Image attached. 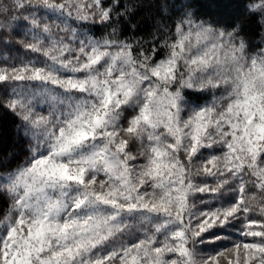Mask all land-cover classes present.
<instances>
[{
	"label": "snow or ice",
	"instance_id": "1",
	"mask_svg": "<svg viewBox=\"0 0 264 264\" xmlns=\"http://www.w3.org/2000/svg\"><path fill=\"white\" fill-rule=\"evenodd\" d=\"M0 264H264V0H0Z\"/></svg>",
	"mask_w": 264,
	"mask_h": 264
},
{
	"label": "trees",
	"instance_id": "2",
	"mask_svg": "<svg viewBox=\"0 0 264 264\" xmlns=\"http://www.w3.org/2000/svg\"><path fill=\"white\" fill-rule=\"evenodd\" d=\"M160 2H161V3H163V2H164V0H160ZM0 147H2V148H4V149H6V148H9V147H11V145H10V144H6V145L0 146Z\"/></svg>",
	"mask_w": 264,
	"mask_h": 264
}]
</instances>
